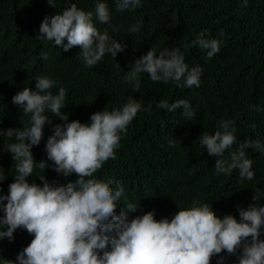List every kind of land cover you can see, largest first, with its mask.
<instances>
[{"label": "trees", "instance_id": "trees-1", "mask_svg": "<svg viewBox=\"0 0 264 264\" xmlns=\"http://www.w3.org/2000/svg\"><path fill=\"white\" fill-rule=\"evenodd\" d=\"M72 2L85 11H94L96 3H106L110 20L107 24L97 21L96 26L123 43L124 50L114 58L106 54L102 62L88 67L78 48L65 52L54 42L38 38L43 18ZM133 25L139 30L130 31ZM200 37L220 41V50L211 59L207 49L193 44ZM149 49H155L157 55L165 49H179L189 69H202L199 87H177L171 80L154 82L147 73H140V87L134 89L135 82L129 83L125 76ZM39 76L56 81L50 90L53 94L61 87L66 90L62 112L68 113L67 122L90 123L91 114L119 109L129 98L141 103V110L121 133L115 159L106 161L94 174L124 188L121 207L138 203L135 212L127 213L129 221L153 210L156 220L171 219L194 200L207 203L221 218L232 215L237 220V206L245 210L254 203L264 206V0H248L246 6L244 0H141L139 7L123 12L116 10L115 0H56V7L46 0H0V131L27 126L29 117L11 98L24 87L35 90ZM162 100L169 104L187 101L195 119L186 120L182 107L171 112L158 108ZM50 120L39 146L31 149L37 162L47 161L45 144L53 125L65 123L51 115ZM223 121L233 122L237 143L220 157L209 156L200 140L204 134L222 131ZM245 140L262 146L245 149L253 162L254 178L242 179L238 169L230 175L217 173V159L230 163L231 152ZM12 142L0 135V148ZM16 163L7 151L0 153L6 177L0 182V194L7 195ZM43 171L34 169L27 178L29 183L43 186L38 178L42 174L57 185L76 179L75 174L63 177L51 167ZM13 237L11 242L0 240V264H15L18 253L33 238L21 228ZM259 238L264 240V227ZM240 255L239 249L231 256L222 252L210 264H217L221 256L224 264H238Z\"/></svg>", "mask_w": 264, "mask_h": 264}, {"label": "clouds", "instance_id": "clouds-1", "mask_svg": "<svg viewBox=\"0 0 264 264\" xmlns=\"http://www.w3.org/2000/svg\"><path fill=\"white\" fill-rule=\"evenodd\" d=\"M46 2L56 7V0ZM247 2L244 0L245 6ZM140 3L141 0H115L116 10L121 12L134 10ZM109 20L106 3H96L94 11H85L72 2L57 14L43 18L38 38L54 42L65 52L78 48L81 59L93 67L106 54L114 58L124 50L123 43L110 39L106 30L101 32L96 26L97 21L107 24ZM138 30V25L130 29ZM193 44L207 49L208 59L220 50L217 39L200 37ZM140 73H147L154 82L171 80L177 87H199L202 69L199 66L189 69L179 49H165L159 55L155 49H149L135 60L125 76L129 83L135 82L136 90L140 87ZM55 84L56 81L39 76L35 79V90L24 87L18 91L11 98L12 103L29 117L28 124L0 131V135L13 140L0 148V153L7 151L17 161L7 195L0 194L3 212L0 229L7 227L6 231L0 230V240L7 238L11 242L18 228L33 237L18 253L15 264H210L212 257L222 252L235 255L238 249L241 250L238 264H264V240L259 238L264 227V206L255 203L246 210L237 206L239 220L232 215L221 218L207 203L194 200L190 207L179 208L171 219L156 220L153 210L129 221L127 213L135 212L138 203L121 207L119 201L124 188L119 182L97 179L94 174L106 161L115 159L121 133L126 132L141 110V103L129 98L119 109L91 114L90 123L67 122L68 113L62 112L66 106V90L61 87L53 94L50 90ZM157 107L170 112L182 107L186 120L196 117L185 100L172 104L162 100ZM46 113L65 122L53 125L45 144L51 165L45 160L37 162L31 151L43 139L44 126L51 123ZM232 123L223 121L222 131L202 136L200 143L209 156L220 157L237 143ZM251 147L262 146L258 141L245 140L231 152L230 163L225 165L217 159L216 172L230 175L233 169H238L242 179L251 181L253 162L245 154V149ZM37 167L44 171L51 167L63 177L75 174L76 179L57 185L48 182L42 174L38 178L43 186L29 183L27 178ZM5 178L0 167V182ZM7 264L14 262L7 261ZM217 264H224V257Z\"/></svg>", "mask_w": 264, "mask_h": 264}]
</instances>
